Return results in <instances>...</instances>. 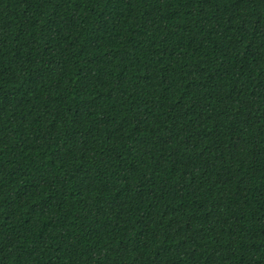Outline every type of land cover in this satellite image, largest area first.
Returning <instances> with one entry per match:
<instances>
[{
    "label": "trees",
    "instance_id": "16d2710c",
    "mask_svg": "<svg viewBox=\"0 0 264 264\" xmlns=\"http://www.w3.org/2000/svg\"><path fill=\"white\" fill-rule=\"evenodd\" d=\"M0 264H264V0H0Z\"/></svg>",
    "mask_w": 264,
    "mask_h": 264
}]
</instances>
